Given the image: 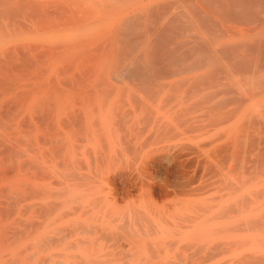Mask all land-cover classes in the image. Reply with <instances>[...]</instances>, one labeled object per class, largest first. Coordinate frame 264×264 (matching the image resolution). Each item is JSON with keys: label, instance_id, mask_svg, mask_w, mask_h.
Returning a JSON list of instances; mask_svg holds the SVG:
<instances>
[{"label": "bare ground", "instance_id": "1", "mask_svg": "<svg viewBox=\"0 0 264 264\" xmlns=\"http://www.w3.org/2000/svg\"><path fill=\"white\" fill-rule=\"evenodd\" d=\"M0 264H264V0H0Z\"/></svg>", "mask_w": 264, "mask_h": 264}]
</instances>
